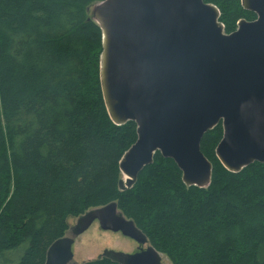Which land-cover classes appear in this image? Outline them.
<instances>
[{
	"label": "trees",
	"instance_id": "obj_1",
	"mask_svg": "<svg viewBox=\"0 0 264 264\" xmlns=\"http://www.w3.org/2000/svg\"><path fill=\"white\" fill-rule=\"evenodd\" d=\"M99 1L0 0V264H45L71 219L114 201L172 264H264V163L228 171L222 123L201 141L208 187L187 186L157 152L119 188L137 125L115 124L104 101L102 31L88 13ZM205 1L226 33L256 18L242 0Z\"/></svg>",
	"mask_w": 264,
	"mask_h": 264
},
{
	"label": "water",
	"instance_id": "obj_2",
	"mask_svg": "<svg viewBox=\"0 0 264 264\" xmlns=\"http://www.w3.org/2000/svg\"><path fill=\"white\" fill-rule=\"evenodd\" d=\"M256 14L226 33L220 10L205 0H103L92 19L102 31L100 79L117 125H137V140L120 160L119 188L131 187L159 152L182 172L187 186L206 188L214 166L201 141L219 123L221 164L238 173L264 163V0H242ZM98 221L140 244L147 236L118 208L95 207L48 248L45 264H78L75 238ZM118 264H161L150 245L136 253L106 249Z\"/></svg>",
	"mask_w": 264,
	"mask_h": 264
},
{
	"label": "rangeland",
	"instance_id": "obj_3",
	"mask_svg": "<svg viewBox=\"0 0 264 264\" xmlns=\"http://www.w3.org/2000/svg\"><path fill=\"white\" fill-rule=\"evenodd\" d=\"M96 3L88 6V13L91 16ZM92 17V16H91ZM78 218V217H77ZM77 218L70 221L75 225ZM74 260L81 264L88 260H94L104 253L106 249L128 252L135 249L129 238L123 236L120 232L103 230L98 221H95L88 230L79 235L73 244ZM162 264H172V262L163 255Z\"/></svg>",
	"mask_w": 264,
	"mask_h": 264
},
{
	"label": "flooded vegetation",
	"instance_id": "obj_4",
	"mask_svg": "<svg viewBox=\"0 0 264 264\" xmlns=\"http://www.w3.org/2000/svg\"><path fill=\"white\" fill-rule=\"evenodd\" d=\"M100 225V224H99ZM121 233V232H120ZM122 234V233H121ZM123 235V234H122ZM123 236H125V235H123ZM78 237V236H77ZM76 237V238H77ZM125 237H127V236H125ZM76 238H75V240H76ZM127 238H129V241H131L132 242V244H133V246H134V244H135V249L134 250H132V251H128L127 253H136V252H139V251H141V250H143V249H146V248H148L150 245H151V243H150V241H149V239H148V241L145 243V244H140L139 242H137L135 239H132V238H130V237H127ZM148 238V237H147ZM164 259V258H163ZM162 262H163V260H162ZM162 264V263H161Z\"/></svg>",
	"mask_w": 264,
	"mask_h": 264
}]
</instances>
